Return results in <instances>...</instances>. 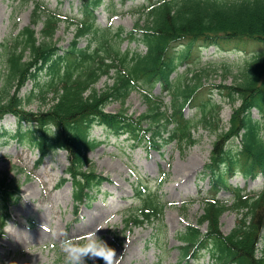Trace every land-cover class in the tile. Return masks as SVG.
I'll use <instances>...</instances> for the list:
<instances>
[{
  "label": "rangeland",
  "instance_id": "obj_1",
  "mask_svg": "<svg viewBox=\"0 0 264 264\" xmlns=\"http://www.w3.org/2000/svg\"><path fill=\"white\" fill-rule=\"evenodd\" d=\"M47 5L57 7L63 14L80 16L79 0H45ZM111 2H114L112 4ZM140 0H131L121 5L119 0H102L95 8L96 21L105 25L111 18L113 27L123 26L130 29L134 22L131 12ZM18 0H0V43L8 35L16 34L18 29L31 21V5L19 7ZM131 11V12H130ZM40 23L35 29H40ZM73 27L65 23L59 24L55 30L53 41L65 47L72 39ZM86 39L79 40L83 46ZM135 40L125 39L121 47L135 48ZM141 50L142 45L137 46ZM247 50L256 51L257 46L247 44ZM201 55L211 58L213 48L201 47ZM235 52H231L233 57ZM237 56V55H235ZM234 56V57H235ZM105 77H101L96 86L104 84ZM213 82H220L219 77L212 78ZM229 83V81H227ZM29 84L22 90L21 95L29 89ZM156 87L154 91L158 93ZM220 111L221 117L226 119L231 112L230 105L225 101ZM40 104L33 100L27 109H37ZM145 103L138 91H132L123 103L110 101L105 109L116 112L123 108L133 117L145 110ZM185 113H189L185 110ZM255 117H257L255 115ZM9 124L12 118H7ZM91 136L101 141L96 148L89 152L94 168L107 177L98 187L92 190L93 199L89 204L81 205L83 217L76 222L72 221L71 182L65 181L55 186L60 177H67L64 172L66 166L65 152L56 150L50 153L43 162L35 167L33 164L38 157L37 151L18 147L16 142L0 144V178L8 175L18 185L20 198L9 206L10 218L7 220L4 233L0 235V251L5 253L4 264H65L66 244L85 242L86 234L100 229L97 235L107 241L120 256L121 264H153L158 259L159 250L150 240L151 228L148 225L132 226L130 230L123 228L120 211L134 201L133 195L136 178L138 176L153 178L158 169L167 173V178L159 191L170 203L164 210V223L166 224L165 239L166 250L160 264L174 262L177 256L175 238L179 229L185 222H190L201 213V206L196 202L184 204L186 198H196L198 188L208 186L207 178L196 177L201 170L215 139V135L206 130L199 129L194 134V142L183 149H177L173 143H165L158 149H147L145 144L131 147L133 140L126 134L118 137L109 134L102 126L95 125ZM3 138H0V140ZM7 176V177H8ZM232 185L241 183L240 175L229 179ZM220 196L227 198L228 194L222 192ZM188 199V200H189ZM33 221V225L30 222ZM236 221L233 211H225L221 217V228L228 231ZM74 222V223H73ZM55 243L56 247L50 246ZM207 256H202L192 264L206 263ZM87 264H103V261L88 260Z\"/></svg>",
  "mask_w": 264,
  "mask_h": 264
},
{
  "label": "trees",
  "instance_id": "obj_2",
  "mask_svg": "<svg viewBox=\"0 0 264 264\" xmlns=\"http://www.w3.org/2000/svg\"><path fill=\"white\" fill-rule=\"evenodd\" d=\"M150 17L151 24L145 28L143 39L148 44V52L145 55L134 53L131 56L120 54L118 46L109 39L107 35L101 34L100 37H95L97 41L96 47L92 53L87 55L83 49L75 47V42L72 44L63 55H58L56 49L50 47L45 41L39 44L35 43V38L29 34H23V46H29L34 55H42L44 57H53L51 62L55 68L54 74L59 77L58 71L61 68L66 70V76L59 80L63 81L64 91L59 95L58 100L43 114H39V119L52 118L59 125H67V120L74 121L72 127L67 128L68 139L72 147V162L77 164L81 161L80 151L90 145L87 140V126L85 118L92 111L98 109L97 113L100 119L107 123L113 130L119 128H128L131 132L137 131V126L132 120L124 117L103 115L100 113L99 104L107 100L109 96L117 98L121 94H125L132 87L130 83H136L141 76H153L157 73V68L162 64L161 57L165 43L173 38H178L186 35H207L209 32H223L236 34V36H247L255 38H264V0H176L174 2H164L153 7L147 14ZM54 17H49L46 21V27L51 30ZM79 34L84 33L91 28V25H84ZM28 30L26 33H29ZM148 31H151L149 33ZM31 32V31H30ZM44 35L51 34L47 29L44 30ZM76 55H81L82 59L79 65H76L72 60L76 59ZM20 59V57H18ZM110 59V63L105 59ZM118 62V63H116ZM25 63L18 59L10 61L9 83L11 84L16 74L21 73ZM115 68V82L111 86H107L102 90H97L93 86L101 73H107L109 69ZM124 71V72H122ZM239 71L241 79L238 75H234V89L242 94L250 90L264 72V57L254 60L253 62L242 63ZM228 68H224V74L230 73ZM73 75H75L73 77ZM73 78V79H72ZM132 80L133 82H130ZM53 81L51 82V84ZM199 84V78L194 83H188L184 88L177 84L173 93V112L168 120H177V112L182 104ZM90 90V93L85 96L84 92ZM19 103L16 97H8V92L5 90L0 93V112L13 108ZM158 114V112L154 113ZM29 118L37 117L32 114ZM123 124L124 127H121ZM178 130H186L187 128L181 124ZM160 127L156 126L155 132L158 133ZM39 132V131H38ZM258 129H251L246 132L243 137L244 154L251 155V161L246 173H252L257 170L260 164L264 168V143L258 137ZM136 135V134H135ZM56 144H62L58 138L55 139ZM42 150H46L53 146L52 139L44 135L38 143ZM219 145L215 148L218 150ZM233 160V159H232ZM237 161V160H235ZM71 174L75 178L77 168H69ZM85 177V175H83ZM3 182V181H2ZM7 196V194H6ZM4 196L6 204L11 198ZM250 206L259 208L255 222L260 221V217L264 208L262 203L253 201ZM217 216L218 212L215 209L211 210ZM249 237L245 240L229 238L231 246L241 255L250 256L251 246L247 243ZM255 261L251 258H246L244 264H254ZM264 264V259L258 262Z\"/></svg>",
  "mask_w": 264,
  "mask_h": 264
},
{
  "label": "clouds",
  "instance_id": "obj_3",
  "mask_svg": "<svg viewBox=\"0 0 264 264\" xmlns=\"http://www.w3.org/2000/svg\"><path fill=\"white\" fill-rule=\"evenodd\" d=\"M100 229L86 234L85 242L67 243L65 264H87L88 260L103 261V264H121L116 250L107 241L97 235Z\"/></svg>",
  "mask_w": 264,
  "mask_h": 264
}]
</instances>
